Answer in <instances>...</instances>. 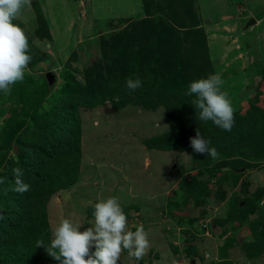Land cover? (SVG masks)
Here are the masks:
<instances>
[{
	"label": "rangeland",
	"instance_id": "rangeland-1",
	"mask_svg": "<svg viewBox=\"0 0 264 264\" xmlns=\"http://www.w3.org/2000/svg\"><path fill=\"white\" fill-rule=\"evenodd\" d=\"M150 2L153 10L144 9L141 0H31V7L13 23L25 32L32 60L23 82L0 99V126L11 108H20L19 124L6 135L11 141L9 149L5 145L7 154L17 158L18 151L29 146L38 150L41 165L49 158L50 164L71 163V181L60 176L57 183L63 186L46 203L51 238L52 228L65 218L81 224L80 231L91 227L94 203L115 197L127 217L126 230L143 225L150 242L141 263L124 250L119 264H264V239L259 252L249 256L257 241L253 223L264 224V190L257 192L264 188V155L253 159L248 156L254 150L247 154L237 149L232 155L243 159L244 166L233 184V173L213 168L227 164L222 151L214 161L190 151L149 147L154 138L169 132L167 114L176 108L165 98L158 102L161 83L152 85L148 76H141L153 71L148 68L152 63L170 65L181 83L180 72L185 71L188 82L179 84L177 103L183 112L195 110L194 97L187 101L185 92L190 81L210 74L205 50L212 74L224 81L222 91L234 113H243L253 101L264 108V0H194V14L187 0ZM252 17L256 23L245 27ZM163 18L178 29L179 43L175 38L156 41L149 20L161 29ZM45 24L50 40L43 38ZM152 50L167 61L154 62ZM50 70L55 74L51 85L45 82ZM132 70L140 74L141 88L130 93L122 85L119 95L92 107L85 104L90 98L86 90L94 86L90 89L95 94L103 74L113 78ZM73 112L79 121L77 133H71L68 120L63 121L67 129L54 127L60 116L71 118ZM257 135L262 138L264 131ZM70 144L73 148L66 150ZM261 145L259 151H264V141ZM245 164L253 167L246 170ZM195 192L198 201H193ZM237 201L243 212L251 210L241 220L230 218ZM197 225L200 229L194 230Z\"/></svg>",
	"mask_w": 264,
	"mask_h": 264
},
{
	"label": "trees",
	"instance_id": "trees-1",
	"mask_svg": "<svg viewBox=\"0 0 264 264\" xmlns=\"http://www.w3.org/2000/svg\"><path fill=\"white\" fill-rule=\"evenodd\" d=\"M141 1L144 9L153 10L154 5L150 2V0ZM187 1L189 4L187 5L189 12L194 14V0ZM191 6L193 7L191 8ZM153 19L156 21L154 17L152 20ZM152 20H149L150 24L148 28L150 30L153 29V35H155L156 41L162 42L167 39L171 41L175 38L179 43L178 29H176L175 25L169 23L166 18H163L162 27L159 29V25H154ZM190 26L195 27L196 23L190 24ZM144 29L145 28H139V30ZM45 30L46 36L43 38L45 40H50L51 33L47 24H45ZM195 35H198V33H195ZM203 42H205V40H203ZM204 54L207 56L206 58L208 61L205 63L207 65V70H209V73L212 74V65L209 62L208 53L205 50ZM152 58L156 63L160 60V58L163 59L162 63L167 61L165 60L167 57L159 55L155 52V50H152ZM169 60L172 61L173 59L170 57ZM150 67L153 68V71L150 74L149 72L148 74L142 73L141 76H148L151 79L150 81L152 85L161 83V86L157 88V94H159L158 102L160 103L162 99L165 98L168 103L173 104L176 110L167 114L170 126L169 132L163 136L154 138L148 146L165 150L177 149L181 151H190L192 154H195L190 147L189 137H194L196 135V129L198 128L201 136L209 142V147H214L217 151L224 152L226 155L225 159L227 160L239 159V163L234 162L235 164H232L227 162V160H224L227 164H221L213 167L214 169H222L225 170V172L228 171L233 173L235 175L233 184H236L238 182V174L240 173L239 169L244 166V160L236 158L232 154L235 151H238L237 149H243L244 151H247V154L254 150L255 153L252 152L254 154L251 153L248 156L253 159L262 158L264 155V151H259L263 147V145H261V141H264V135L262 138L257 135L259 130L262 132L264 131V108H260L255 101L251 102L248 104V107L243 113L240 111H236V113H234L235 123L232 130L224 131L214 125L211 121H200L198 119V114L192 108H189V111L183 112L182 104L180 105V103H177L179 84L181 85L188 82L185 80V71L181 70L180 72L181 83L179 82L178 75L176 78L173 76L176 72L170 68V65L169 68H167L166 65L156 67L155 64L152 63L148 68ZM104 75L105 74L98 78L96 82L98 84V89L95 91V94H93L90 89L94 86L90 85L88 90H86L85 97H90L87 98V101L85 102L87 106L92 107L103 103V101L108 97L112 98L114 95H119L121 91H117V89L122 85L126 87V80L128 78L136 79L137 77H140V74H138L135 70H132L124 76H119L118 73H115L113 78H107L106 75L103 77ZM45 82L48 84L47 81ZM18 85L20 84L16 83L14 87ZM18 88L22 90L21 87ZM16 93L22 95V91L20 90ZM45 93L46 91L42 92V94ZM258 93L259 92H256L255 97L258 96ZM4 94L5 93L0 92V99L4 96ZM248 97L249 96L245 95L244 98ZM11 98L16 99L13 95H11ZM189 98L190 97L187 96V101ZM21 99L22 97L17 101H20ZM189 107H191V104H189ZM185 108L186 104L184 106V110ZM19 109L20 108H11L6 124L0 126V142H2L0 143V264H58L55 259L47 254L43 247H38L36 244L39 240H43L45 246L50 243L51 235L48 228L49 226L47 225L45 213L46 203L51 193L56 191L57 188H61L63 186L57 183L60 176L66 179L69 178L68 181H71L69 177V166H71V163L65 162L62 164H50L52 159L49 158L46 162L48 164L41 165L39 161H36L37 154L39 153L36 151L38 150H36L35 147L29 146H23V148L18 151L17 158L8 156L6 149L7 146L8 149L11 146V141H9L10 137L6 141V135L19 124L20 117L18 118L17 114L19 113L17 111ZM192 112L196 116L191 117ZM72 115L74 116L71 118L67 116L65 117V114H63L62 117L57 115L59 118L56 124H54V127L62 130L70 127L69 130L71 133H77V129L79 128L78 118L75 117L77 116V113L73 112ZM65 120L71 121V125L68 127L64 126L63 121ZM254 131H257V133L253 135ZM11 133L13 135L16 134L15 131ZM6 142L7 146L5 147ZM71 148L73 147H71L70 144V146L66 147V150ZM208 156L209 155H206V157ZM75 158L76 159L73 160L74 162H77V157ZM66 159L70 160L69 158ZM17 167L24 170L23 179L26 183L31 185V190L23 195L10 190V186L14 183L12 170ZM251 167H253V165L251 166L250 164H245L246 170L251 169ZM263 190L264 188H260L257 192L261 194ZM198 198V193L195 192L193 195V201H198ZM220 198H222V195ZM232 207L235 212L231 214V219L241 220L244 213L251 212L249 208L248 212H243L244 207L240 206L239 201L233 202ZM93 210H90L89 213H93ZM92 213L90 214L92 215ZM261 225L263 227L260 228L259 226ZM253 227L254 228L252 230L255 233L254 237L257 241H255L254 244H251L252 251L249 256L256 255L259 252L261 249L258 247L259 241L264 239V224L259 220L256 221L255 224L253 223ZM193 229L196 230V227H193ZM48 257H51L52 259L49 260ZM136 262L141 263L142 261L140 260Z\"/></svg>",
	"mask_w": 264,
	"mask_h": 264
},
{
	"label": "clouds",
	"instance_id": "clouds-1",
	"mask_svg": "<svg viewBox=\"0 0 264 264\" xmlns=\"http://www.w3.org/2000/svg\"><path fill=\"white\" fill-rule=\"evenodd\" d=\"M30 7L31 0H0V92L5 94H10L17 82H23L32 60L25 32L13 23L22 10ZM223 84L219 74H209L190 81L185 95L194 97L191 104L200 121H211L224 131H231L235 123L234 108L227 93L222 91ZM126 87L130 93L134 92L142 87V81L138 77L128 78ZM189 141L193 152L209 155L214 161L219 159L217 150L209 147L198 128ZM12 172L14 183L10 190L21 195L29 192L31 185L23 179L24 170L17 167ZM93 209L91 227L80 231L81 224L62 219L52 228L50 243L45 246L39 240L36 246L43 247L58 264H119L124 250L130 258L142 260L150 247L143 225L135 231L126 230L127 217L115 197L95 202Z\"/></svg>",
	"mask_w": 264,
	"mask_h": 264
},
{
	"label": "water",
	"instance_id": "water-1",
	"mask_svg": "<svg viewBox=\"0 0 264 264\" xmlns=\"http://www.w3.org/2000/svg\"><path fill=\"white\" fill-rule=\"evenodd\" d=\"M256 23V18L252 17L249 18V20L246 22L245 27L250 26L251 24ZM45 77L47 79V82L49 85L53 84L55 81V74L52 70L46 72ZM241 170H244V168H242Z\"/></svg>",
	"mask_w": 264,
	"mask_h": 264
},
{
	"label": "crops",
	"instance_id": "crops-1",
	"mask_svg": "<svg viewBox=\"0 0 264 264\" xmlns=\"http://www.w3.org/2000/svg\"><path fill=\"white\" fill-rule=\"evenodd\" d=\"M204 25V23H202V26Z\"/></svg>",
	"mask_w": 264,
	"mask_h": 264
}]
</instances>
